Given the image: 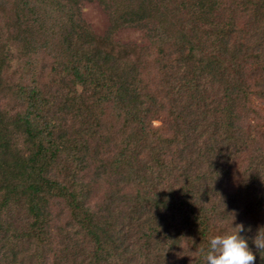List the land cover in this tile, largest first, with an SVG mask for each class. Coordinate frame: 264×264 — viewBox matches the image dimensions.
Instances as JSON below:
<instances>
[{
    "label": "trees",
    "instance_id": "trees-1",
    "mask_svg": "<svg viewBox=\"0 0 264 264\" xmlns=\"http://www.w3.org/2000/svg\"><path fill=\"white\" fill-rule=\"evenodd\" d=\"M131 1L97 35L69 0H0V264H204L264 227V0ZM157 15L154 53L114 42Z\"/></svg>",
    "mask_w": 264,
    "mask_h": 264
},
{
    "label": "rangeland",
    "instance_id": "rangeland-1",
    "mask_svg": "<svg viewBox=\"0 0 264 264\" xmlns=\"http://www.w3.org/2000/svg\"><path fill=\"white\" fill-rule=\"evenodd\" d=\"M71 3H75L77 5V13L79 14V18L84 21V23L97 35H102L107 33L111 27L112 23L115 19L114 7L115 3L125 4V3H134L131 0H69ZM136 3V2H135ZM154 3H182V0H165L164 2H156ZM117 8V7H116ZM159 16L157 15L151 17V21L144 22L139 25H124L122 27H118L117 31L114 35V42L118 45L129 47L130 48H138L140 50L145 51L144 49H150L151 54L153 52V37L158 31V20ZM242 21V20H241ZM157 56V52L155 53ZM152 60V59H151ZM157 65L152 61L148 67V71L151 69H156ZM156 70L151 71L148 76V80L151 83L157 81L156 78ZM253 107L257 114L250 115L252 122L251 125L256 127L257 129L262 127L264 124V102L259 100L253 101ZM153 126L155 128L160 127L161 123L159 120L153 122ZM174 130H172L173 132ZM172 135H175L174 133ZM176 136V135H175ZM106 174L101 176V180L94 186L92 189V201L97 204L103 205L104 198L107 194H110L111 190L116 193H120L124 191V188L121 187L122 182L118 180V177L115 175L109 176ZM111 177V178H110ZM171 178H169L168 182L163 181L160 186L162 188L167 187L171 183ZM116 189V190H115ZM122 195V194H121ZM103 199V200H102ZM55 209V216L57 217V208Z\"/></svg>",
    "mask_w": 264,
    "mask_h": 264
},
{
    "label": "clouds",
    "instance_id": "clouds-1",
    "mask_svg": "<svg viewBox=\"0 0 264 264\" xmlns=\"http://www.w3.org/2000/svg\"><path fill=\"white\" fill-rule=\"evenodd\" d=\"M234 231H225L208 238L203 250L204 264H254L255 256L249 247V239L254 247L264 251V227H260L254 237L241 235L242 224H237Z\"/></svg>",
    "mask_w": 264,
    "mask_h": 264
}]
</instances>
